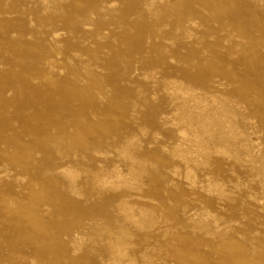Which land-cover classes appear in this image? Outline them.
Instances as JSON below:
<instances>
[{
	"label": "rangeland",
	"instance_id": "1",
	"mask_svg": "<svg viewBox=\"0 0 264 264\" xmlns=\"http://www.w3.org/2000/svg\"><path fill=\"white\" fill-rule=\"evenodd\" d=\"M0 264H264V0H0Z\"/></svg>",
	"mask_w": 264,
	"mask_h": 264
},
{
	"label": "bare ground",
	"instance_id": "2",
	"mask_svg": "<svg viewBox=\"0 0 264 264\" xmlns=\"http://www.w3.org/2000/svg\"><path fill=\"white\" fill-rule=\"evenodd\" d=\"M59 36L60 35L58 33H54L53 39H57ZM176 87L177 86H174L173 89L175 91H178V92L181 93V90H179ZM213 104L216 105L217 107H219L220 110H222L218 100H214ZM225 119H226L225 115H220V116L219 115H215V117L213 119H210V117L206 116L204 111H199L198 112V111H187V110H185V111L181 112V114H179V115L175 114V116H174V118L172 120H173V124L177 128L178 134H179V142L175 145V147L179 148L180 147L179 143H182L183 141H185L187 139V137H189L188 140L190 142H194L195 144L197 143L200 146V148H198V151H197V157H198L197 159L198 160L194 159V157H189L192 154L189 151L187 153L188 159H185V161H184L185 164H187V165H190V163L199 164L200 162H204V161L208 160V154H209L210 150L207 147V145L203 144L204 143V137L214 138L215 135H216V132H217L218 123L225 121ZM227 128L229 130H224L223 134L225 136H226V134L228 135L227 136V140H228V139H231L233 137V133L230 132L231 130H230L229 127H227ZM91 140H92V138H91ZM90 142H93V141H90ZM217 152L218 153H222L223 155L224 154L225 155L226 154L229 155L227 150H225L223 148L217 150ZM198 154H199V156H198ZM187 170H188V174H189V177H190L193 174L192 173L193 170L191 169L190 166H189V168H187ZM142 175L138 176L137 178H132V176H131V179L129 181H125L124 183L127 186L128 185H132L133 187L137 186L139 184L140 179L143 178ZM116 176L118 178V181H116L114 183L109 182L108 180L103 178L102 182L100 183V188H102V187L106 188L108 186L112 187L111 189L121 187L122 183L119 182V179H121L122 176H121V174L119 172L116 173ZM195 183L196 182L194 180L193 184H195ZM208 186H210V189H209L210 192L211 191H216L217 193L220 192L221 194H223V190H221L220 185L217 182L212 181V179H210ZM38 200H40V199H38ZM37 206H38V204H37ZM208 216H209V214H208ZM133 217L134 216H129V219L132 220ZM152 222H155V221L153 220ZM38 224H39V226L43 225L39 221L37 222V225ZM135 224L142 226L143 222L142 223L140 222L139 224L138 223H135ZM37 225H35V227H37V229H39ZM75 236H76V233L73 236V241H72L73 243L75 241ZM128 240H129V238H128ZM128 240H125V239L122 238L121 242L116 243V246L114 248V253H113L114 256H115V259H114V257H112V260L114 259V263L117 262V257L118 256L124 254L129 248L131 249V247H132V243H131L132 239L130 241H128Z\"/></svg>",
	"mask_w": 264,
	"mask_h": 264
}]
</instances>
